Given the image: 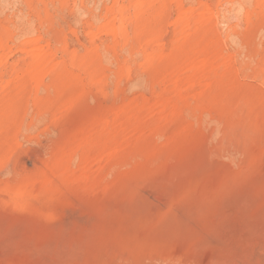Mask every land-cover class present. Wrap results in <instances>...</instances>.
Instances as JSON below:
<instances>
[{
    "label": "rangeland",
    "instance_id": "rangeland-1",
    "mask_svg": "<svg viewBox=\"0 0 264 264\" xmlns=\"http://www.w3.org/2000/svg\"><path fill=\"white\" fill-rule=\"evenodd\" d=\"M0 264H264V0H0Z\"/></svg>",
    "mask_w": 264,
    "mask_h": 264
}]
</instances>
